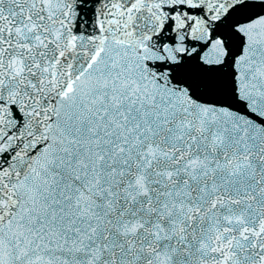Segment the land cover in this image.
<instances>
[{
    "label": "snow or ice",
    "instance_id": "1",
    "mask_svg": "<svg viewBox=\"0 0 264 264\" xmlns=\"http://www.w3.org/2000/svg\"><path fill=\"white\" fill-rule=\"evenodd\" d=\"M0 264H264V0H0Z\"/></svg>",
    "mask_w": 264,
    "mask_h": 264
}]
</instances>
